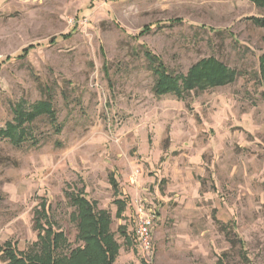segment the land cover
Listing matches in <instances>:
<instances>
[{"label":"rangeland","instance_id":"1","mask_svg":"<svg viewBox=\"0 0 264 264\" xmlns=\"http://www.w3.org/2000/svg\"><path fill=\"white\" fill-rule=\"evenodd\" d=\"M252 17L264 0H0V264L7 240L25 252L37 240L43 203L81 245L68 195L81 188L111 216L114 264H264V26ZM148 49L180 87L211 56L239 75L159 95ZM44 102L54 115L31 117ZM136 199L157 212L150 251Z\"/></svg>","mask_w":264,"mask_h":264},{"label":"trees","instance_id":"2","mask_svg":"<svg viewBox=\"0 0 264 264\" xmlns=\"http://www.w3.org/2000/svg\"><path fill=\"white\" fill-rule=\"evenodd\" d=\"M259 25L264 26V17H252ZM146 57L150 62L154 74L157 76L156 91L159 95L164 93H175L180 99L186 96V90H192L196 86L205 89L208 86H220L234 82L239 75L237 69L229 67L218 58L211 56L194 64L181 85L179 80L182 74H174L163 62L160 56L152 51H146ZM183 79V78H182ZM261 79L264 80V59L261 61ZM46 108V111H42ZM50 102H44L37 111L30 112V116L36 118L41 113L54 115L50 109ZM20 110V109H19ZM19 120L26 119L23 111L19 112ZM111 181L113 188L121 194L120 186L115 174L112 173ZM71 202L75 205V217L78 224L77 240L82 244L76 248L71 247L64 231L55 227V222L50 217L47 203H43L35 213V226L38 229V238L33 245L25 251L18 250L12 240L4 243L3 255L10 261L6 264H114L119 252L120 244L111 230V216L106 210L98 209L96 201L90 200L85 189H77L68 194ZM117 215L124 217L128 207V199L117 198ZM126 239V226L119 227ZM234 238V239H233ZM231 240L244 249V242L241 237L235 235ZM128 241V240H127ZM145 264L146 261H144Z\"/></svg>","mask_w":264,"mask_h":264},{"label":"built area","instance_id":"3","mask_svg":"<svg viewBox=\"0 0 264 264\" xmlns=\"http://www.w3.org/2000/svg\"><path fill=\"white\" fill-rule=\"evenodd\" d=\"M136 234L141 247L150 251L153 247L152 227L154 226L157 212L148 207L142 199L135 200Z\"/></svg>","mask_w":264,"mask_h":264},{"label":"crops","instance_id":"4","mask_svg":"<svg viewBox=\"0 0 264 264\" xmlns=\"http://www.w3.org/2000/svg\"><path fill=\"white\" fill-rule=\"evenodd\" d=\"M126 216V215H125Z\"/></svg>","mask_w":264,"mask_h":264}]
</instances>
